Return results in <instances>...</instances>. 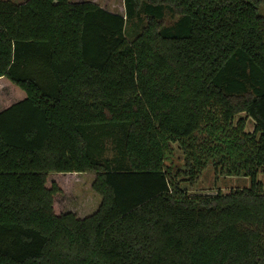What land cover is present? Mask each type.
I'll use <instances>...</instances> for the list:
<instances>
[{
	"label": "trees",
	"instance_id": "1",
	"mask_svg": "<svg viewBox=\"0 0 264 264\" xmlns=\"http://www.w3.org/2000/svg\"><path fill=\"white\" fill-rule=\"evenodd\" d=\"M123 1L0 0V264H264V0ZM209 166L250 186L182 188Z\"/></svg>",
	"mask_w": 264,
	"mask_h": 264
},
{
	"label": "rangeland",
	"instance_id": "2",
	"mask_svg": "<svg viewBox=\"0 0 264 264\" xmlns=\"http://www.w3.org/2000/svg\"><path fill=\"white\" fill-rule=\"evenodd\" d=\"M8 1V0H2ZM16 3H24L26 0H9ZM72 3H84L90 2L96 4L107 11L126 16L125 6L123 0H70ZM264 14V9L262 10ZM165 27H173L179 20L177 16L172 13L166 12L165 18L163 19ZM148 23V18L145 14L140 13L136 18L129 20L126 24V35L129 41L135 40L146 27ZM5 105L0 102V112L5 109ZM244 119V116H239L238 119ZM237 119V120H238ZM253 123L248 120L245 127L246 133L253 132ZM121 134V133H119ZM175 149V146H174ZM183 155L175 149L173 154L169 159V164H174L178 169H183ZM121 160V156L116 150V144L113 140H108L106 142V152L103 156V162H111V167H116ZM116 161V163H115ZM260 179L264 184V175H260ZM74 187L70 188L71 198L68 201V205L65 212H71L78 216L80 219L86 218L94 215L100 208L102 204V197L97 194L93 189V184L95 176L93 174H80L73 177ZM182 188L188 190L191 193L198 194H216L221 192L223 194H228L236 189H241L249 187V180L245 178L228 177L226 175H218L214 170V167L209 166L202 176L200 177L198 183L194 187H189L187 184H182Z\"/></svg>",
	"mask_w": 264,
	"mask_h": 264
},
{
	"label": "crops",
	"instance_id": "3",
	"mask_svg": "<svg viewBox=\"0 0 264 264\" xmlns=\"http://www.w3.org/2000/svg\"><path fill=\"white\" fill-rule=\"evenodd\" d=\"M103 9H105V8H103ZM106 10V9H105Z\"/></svg>",
	"mask_w": 264,
	"mask_h": 264
}]
</instances>
